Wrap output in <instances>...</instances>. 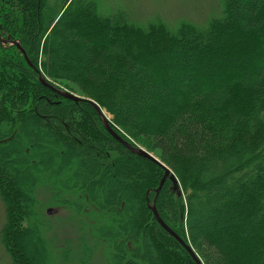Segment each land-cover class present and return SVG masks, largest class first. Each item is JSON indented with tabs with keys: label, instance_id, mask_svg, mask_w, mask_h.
Wrapping results in <instances>:
<instances>
[{
	"label": "trees",
	"instance_id": "obj_1",
	"mask_svg": "<svg viewBox=\"0 0 264 264\" xmlns=\"http://www.w3.org/2000/svg\"><path fill=\"white\" fill-rule=\"evenodd\" d=\"M99 4L0 0V37L86 99L43 85L0 40L6 253L13 264H196L150 208L164 169L114 138L91 100L175 174L182 195L167 180L156 208L203 264H264V0H221L205 27ZM47 204L81 228L66 254L50 243Z\"/></svg>",
	"mask_w": 264,
	"mask_h": 264
},
{
	"label": "rangeland",
	"instance_id": "obj_2",
	"mask_svg": "<svg viewBox=\"0 0 264 264\" xmlns=\"http://www.w3.org/2000/svg\"><path fill=\"white\" fill-rule=\"evenodd\" d=\"M57 1L58 0H55V2ZM102 1L104 2L106 8H109L110 6L111 11L116 10L118 7H121L129 13L131 18H135L137 19V21H143L145 24H148L149 22L155 20H162L171 26L176 24L174 27H177L183 21L193 23L199 27H205L211 19L220 17L222 12L221 0H102ZM69 2L66 5L65 9L69 7L68 6L70 4ZM105 7L104 5L102 6L100 4L98 5L100 12H104L103 9ZM56 84L59 85L60 86L59 88L63 91L70 92L71 90L73 91L72 92L73 94L77 96L81 95L80 92L78 91V88L74 85L73 86L68 85L61 81L56 82ZM106 117L108 119L111 118L107 114ZM119 130L125 136L129 135L128 133H126L124 129L119 128ZM129 137L131 141L134 144H136L137 147L148 151L149 153L153 154L159 159L160 157L159 154L156 151H152L150 147H147L142 141L143 139L141 137L135 138L132 136L133 137L132 138L130 135ZM66 177L67 176L65 177L59 176L61 180ZM49 210H52L51 214L47 213ZM37 212L39 215L40 211L37 210ZM44 213L51 216L52 224L55 225L53 227L54 231L51 234H49L51 239L50 243H52L53 240L56 241L57 245H61V253L66 254L68 252V244L75 241L74 238L77 236V232L81 228L76 229L74 225L75 223L74 224L71 223L70 224L71 226L62 225L61 223H59L58 221H65L64 224H68L66 222V216L62 214V212L58 207H54L52 205L49 206V204H47V206L44 208ZM4 223H5L4 206L0 198V238ZM91 228H92L91 226L85 227L84 231ZM93 228H98V227H93ZM69 257L70 260L73 261L76 259L73 257H77V255L75 256V254L71 253ZM0 264H13L12 258L6 253L5 249L2 246L1 239H0Z\"/></svg>",
	"mask_w": 264,
	"mask_h": 264
},
{
	"label": "water",
	"instance_id": "obj_3",
	"mask_svg": "<svg viewBox=\"0 0 264 264\" xmlns=\"http://www.w3.org/2000/svg\"><path fill=\"white\" fill-rule=\"evenodd\" d=\"M1 43L3 44H7V45H13L16 46L25 56L27 62L35 69L38 80L45 86L52 88L54 90H56V92H58L61 96H63L64 98H67L69 100L75 101V102H79L82 100H86L82 97H79L71 92H66L60 89H56L55 87H53L47 80L46 78L43 76V74L41 73V71L34 67V65L29 61V59L27 58L26 52L25 50L22 48L21 44L19 41L17 40H12V39H3L2 37H0ZM89 102H91L97 109L98 113L100 114V116L102 117V120L107 128V130L114 136V138H116L119 142H121L124 146H126L128 149H130L133 153L137 154V155H141L149 160L154 161L155 163H157L158 165H160L163 169H164V176L162 178V180L160 181V184L158 186V188L156 189V197L153 201V204L150 206L156 220L159 222V224L172 236L174 237L184 248L185 250L190 254V256L193 258V260L196 262V264H203L202 260L199 258L198 254H196V252L193 250V248L188 245L181 237H179L173 230H171L165 223L164 221L161 219L157 208H156V199L164 185V183L169 180L172 184L173 190L175 192H177L178 196L182 195V191L180 189V184L179 181L177 179V177L175 176V174L172 172V170L166 166L160 159H158L156 156H154L153 154L149 153L148 151L136 147V146H132L130 144H128L125 140H123L112 128V124L110 122V119H108L106 117V114L104 111H102L100 109V107L93 101L91 100H87ZM52 213V210H49V214Z\"/></svg>",
	"mask_w": 264,
	"mask_h": 264
}]
</instances>
